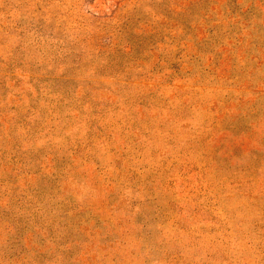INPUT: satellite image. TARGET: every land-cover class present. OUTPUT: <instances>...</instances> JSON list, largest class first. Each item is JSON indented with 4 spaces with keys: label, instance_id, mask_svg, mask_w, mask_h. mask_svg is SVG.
Returning <instances> with one entry per match:
<instances>
[{
    "label": "rangeland",
    "instance_id": "obj_1",
    "mask_svg": "<svg viewBox=\"0 0 264 264\" xmlns=\"http://www.w3.org/2000/svg\"><path fill=\"white\" fill-rule=\"evenodd\" d=\"M0 264H264V0H0Z\"/></svg>",
    "mask_w": 264,
    "mask_h": 264
}]
</instances>
